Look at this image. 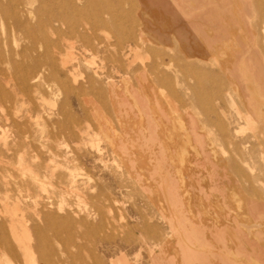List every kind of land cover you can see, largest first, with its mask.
<instances>
[{"label":"rangeland","instance_id":"1","mask_svg":"<svg viewBox=\"0 0 264 264\" xmlns=\"http://www.w3.org/2000/svg\"><path fill=\"white\" fill-rule=\"evenodd\" d=\"M0 1L8 74L16 60L30 67L32 52L22 48L43 51L19 28L20 9L60 43L51 51L58 76L43 78L50 71L42 66L28 93L7 89L0 100V236L13 248L0 242V264H42L57 254L78 264L80 250L81 264H155L166 237L192 227L241 232L250 251L256 236L264 244V76L255 79L239 59L242 44L256 50L252 34L264 56L260 26L246 29L264 0H190L206 18L147 0H79L72 49V26L52 31L54 5ZM102 8L112 13L100 17Z\"/></svg>","mask_w":264,"mask_h":264},{"label":"bare ground","instance_id":"2","mask_svg":"<svg viewBox=\"0 0 264 264\" xmlns=\"http://www.w3.org/2000/svg\"><path fill=\"white\" fill-rule=\"evenodd\" d=\"M7 1V0H6ZM40 4L42 5V3H47L49 5H54V11L53 12V21L56 22L57 24V28H53L52 27V31H55L57 33H59L61 31L62 28V24H65L67 26H72L70 28V30L68 31V33L72 35H74L76 32V29L73 26V22L71 20V17H75V16H80V12L81 9L84 8V5H80L77 3V1L79 0H39ZM86 1V0H83ZM117 1V0H116ZM152 2L155 6L159 7L160 11L163 10H167L169 12L171 11H178V13H186V14H191V15H195L196 17H200V18H206V14L204 11H202L198 4H191L190 0H147ZM1 2V1H0ZM149 3V2H148ZM1 5V3H0ZM131 5V4H130ZM1 7V6H0ZM42 6L39 5L38 7V11L41 10ZM125 10V9H124ZM123 10V11H124ZM24 11V9H23ZM22 11V9H20V11H18L17 13H15V20L19 26L20 29H22L23 31H26L27 33H29L28 35H30L32 41L34 42H40L42 44L43 47V51L39 52L36 49H34V47H24L21 49V53L24 52H32L31 55H29V60L31 61L30 67H25V65H23L24 63H22L21 61H17L14 62V67L15 70H13V72H11V74H8L7 71L5 69H3L2 67H0V100L3 98H6L10 95V93L7 91V89L11 90L14 94H18V92L20 91L21 93H28L29 88H30V80L34 79L35 81H38L41 76H42V72L40 71L42 66H45L48 71H50V73L48 72V75H44L43 74V78H55V76H58L60 73L57 71V65L55 63V61L51 58V51L54 48H59V42L58 40H53L50 39L46 36V34H44L42 31H37V25L33 24L28 18H25L24 12ZM246 11L250 12V7L246 6ZM40 12V11H39ZM102 12H107V13H112V11L110 10V8H102L100 10V12L98 13V16H102ZM158 12V11H157ZM147 14V13H146ZM159 15V13H158ZM249 16V15H248ZM102 19V18H101ZM109 19V18H108ZM122 20V19H121ZM202 21V20H201ZM103 22V20L101 21ZM112 22V21H111ZM114 22V21H113ZM112 22V23H113ZM199 23L197 21H194V23H192V25H198ZM40 25V23H39ZM215 25L218 26L220 25V22L216 20ZM3 26V25H2ZM37 26V27H36ZM43 26V25H42ZM41 26V27H42ZM261 28V32L264 36V10H261V12L256 16V20L254 25L251 24L250 22H248V24H246V29L249 32H253L254 29H257V27ZM149 27V26H148ZM154 27V26H153ZM102 29V28H101ZM113 30V29H112ZM151 30V29H150ZM10 31V30H9ZM54 32V33H55ZM88 34V33H87ZM8 35V34H7ZM11 36V33L9 34ZM110 35V34H109ZM108 35V36H109ZM131 35V34H130ZM252 43L255 44L256 46V50H251L249 49V47L246 44H242V53L239 55V59H241L242 57H244L245 59V64L248 67L250 72H253V77L256 79L258 77H260V74H262L264 76V56L262 54V51L260 49V47L258 46V43L256 42V36L255 34H252ZM80 36V34H79ZM107 37V36H106ZM140 37L142 38V32L140 33ZM61 38V37H59ZM91 39V38H90ZM82 40V39H81ZM69 44H70V48L72 49L74 47V41H73V37L72 40H68ZM4 42V40H3ZM83 43V42H82ZM185 43V42H184ZM186 44V43H185ZM129 47V46H128ZM144 47V46H143ZM137 48V47H136ZM136 50V49H135ZM119 52V51H118ZM72 54V52L70 53V55ZM116 54V53H115ZM118 54V53H117ZM123 54V53H122ZM113 55V54H112ZM146 55V54H145ZM59 57V56H58ZM114 57V56H113ZM148 57V56H146ZM124 58V57H123ZM133 58V57H132ZM91 62V61H90ZM64 64V63H63ZM154 64H156L154 62ZM231 66V65H230ZM142 67H143V62H142ZM156 68V67H155ZM233 68V67H232ZM231 67L227 66V71L228 73L232 76L237 74L236 71H234V69H232ZM50 69V70H49ZM144 69V68H143ZM46 71V69H45ZM54 73V74H51ZM240 74V73H239ZM241 75H243V72L241 73ZM72 78V77H71ZM224 78V77H223ZM48 83V82H47ZM35 87H39V83H35L34 84ZM102 90V89H101ZM11 96V95H10ZM141 99V98H139ZM221 111V110H220ZM45 115V114H44ZM88 118V117H87ZM167 118V117H166ZM40 119V118H39ZM34 121V120H33ZM149 124V122H148ZM197 124V123H196ZM1 126V125H0ZM6 128V127H5ZM82 131V130H81ZM84 132V131H83ZM77 134V133H76ZM89 135V134H88ZM110 135V134H109ZM113 135V134H111ZM110 135V136H111ZM78 136V135H77ZM113 138V136H112ZM116 138V137H114ZM4 139V138H3ZM15 142V141H14ZM82 142V141H81ZM84 144V143H83ZM12 145V144H11ZM76 145V144H75ZM81 145V144H80ZM41 146V145H40ZM9 147V146H8ZM76 147V146H75ZM98 147V146H97ZM41 148V147H40ZM45 148V147H44ZM70 148V147H69ZM80 148V147H79ZM147 148V147H146ZM50 149V148H49ZM205 149V148H204ZM35 151V150H34ZM72 151V149H71ZM70 151V152H71ZM74 151V150H73ZM50 152V151H49ZM38 154V153H37ZM72 154V153H71ZM50 155V154H49ZM52 155V154H51ZM47 156V155H46ZM53 156V155H52ZM39 157V156H38ZM37 158V157H36ZM46 158V157H45ZM233 158V157H231ZM38 160V159H37ZM239 161V160H238ZM39 162V161H38ZM41 162V161H40ZM57 165V164H56ZM57 166H55L56 168ZM58 168V167H57ZM216 168V167H215ZM120 169V168H119ZM111 170V169H110ZM56 171V170H55ZM251 171V170H250ZM252 172V171H251ZM234 174V173H233ZM236 174V173H235ZM234 174V175H235ZM226 175V174H225ZM224 180V179H223ZM236 180V179H235ZM236 183V182H235ZM59 185V184H58ZM62 186V185H61ZM165 186V185H164ZM11 187V186H10ZM167 188V187H165ZM156 189V188H155ZM164 189V188H163ZM214 189V188H213ZM12 191V190H11ZM215 191V190H214ZM255 193L253 194L254 197L252 196V198H255L256 201H259V196L261 195V192L258 193V190L255 189L254 190ZM150 192V191H148ZM147 192V193H148ZM164 193V192H163ZM162 193V194H163ZM149 194V193H148ZM172 194V193H171ZM159 195V194H158ZM160 196V195H159ZM173 196V195H172ZM163 197V196H162ZM177 198V196H174ZM159 199V198H158ZM169 199H171L169 197ZM168 199V200H169ZM178 199V198H177ZM180 200V199H179ZM171 201V200H170ZM175 201V200H174ZM172 201V202H174ZM88 202V201H87ZM143 203V202H142ZM144 204V203H143ZM173 205H176L172 203ZM253 209L255 210L257 207L262 208L260 206L257 205L256 203H253ZM138 206V205H137ZM182 206V205H181ZM175 207V206H174ZM140 208V207H139ZM134 209V208H133ZM264 209V208H262ZM143 210V209H142ZM177 210V209H176ZM179 210V209H178ZM177 210V212H178ZM257 211V210H256ZM259 211H263V210H259ZM122 212V211H121ZM120 212V213H121ZM109 213V212H108ZM110 214V213H109ZM180 215V214H179ZM184 215V214H183ZM253 215V214H252ZM260 215V214H259ZM121 216V215H120ZM256 216V215H255ZM44 218L45 220L49 223L54 222L52 219L54 218V214L50 213V212H45L44 213ZM182 218V216H181ZM253 218V216H252ZM113 219H115L113 217ZM123 219V218H122ZM139 219V218H138ZM141 219V218H140ZM139 219V220H140ZM149 219V218H148ZM124 220V219H123ZM122 220V221H123ZM118 221L120 222V220L118 219ZM134 221V220H133ZM137 221V220H136ZM148 222V221H147ZM151 222V221H149ZM186 222V221H185ZM197 223V222H196ZM119 224H124V223H119ZM121 226V225H120ZM123 226V225H122ZM135 227V226H134ZM139 227V226H138ZM144 227V226H143ZM152 227V226H151ZM201 227V226H200ZM127 228V227H126ZM125 227H123V229H126ZM186 228V227H185ZM193 228V227H192ZM35 229L36 231L42 230L41 227H39L38 225H35ZM182 229V228H181ZM203 229V228H202ZM115 230V229H114ZM120 230V228H119ZM144 230V229H143ZM180 230V229H179ZM139 231V230H138ZM141 231V230H140ZM155 231V230H154ZM188 231V229H187ZM54 232V231H53ZM106 232V231H105ZM122 232V231H121ZM131 232V231H130ZM189 232V231H188ZM133 233V232H132ZM122 234V233H121ZM121 234H118L121 236ZM134 234V233H133ZM174 234V233H173ZM176 235V234H175ZM205 235V234H204ZM177 237V236H176ZM179 237V236H178ZM204 237V236H203ZM107 239V238H106ZM7 240V236L6 234L4 236H0V242L5 243V245L7 246L8 250L10 252H13V248L12 246H9L6 242ZM83 240V239H82ZM176 240V239H175ZM184 240V239H183ZM182 240V241H183ZM203 240V239H202ZM208 241V240H207ZM193 242V241H191ZM176 243V242H175ZM192 244V243H191ZM203 244V242H202ZM83 245V244H82ZM182 245V244H181ZM193 245V244H192ZM198 245V244H197ZM208 245V243L206 244ZM177 246V245H176ZM189 247V246H188ZM193 247V246H191ZM208 247V246H207ZM214 247V246H213ZM212 247V248H213ZM178 248V247H177ZM219 248V247H218ZM81 249V248H80ZM220 250V249H219ZM24 251L27 253V249L24 247ZM158 251V250H157ZM180 251V250H179ZM185 252L187 254V256H194V257H198L196 256L195 251L185 248ZM209 252V251H207ZM67 254V253H66ZM198 254V253H197ZM86 253L82 252L80 250V252H78V254H76V259L78 261V264L83 263L86 260ZM201 255V254H200ZM211 255V253H210ZM68 256V255H67ZM172 256V255H171ZM183 256V255H182ZM181 256V257H182ZM203 256V255H202ZM206 256V255H205ZM160 257V256H159ZM212 257V256H211ZM34 258V257H33ZM169 258V256H168ZM167 258V259H168ZM183 258V257H182ZM69 258H65L60 254H57L56 257H50L47 259V261H44L42 264H55V262L57 261L58 264H64L65 262L68 261ZM193 259V258H192ZM208 259V258H207ZM157 260V259H156ZM186 260V258H185ZM189 260V259H188ZM155 261V260H154ZM161 261V260H160ZM171 261V258L168 260V262ZM197 261V260H196ZM209 261V260H208ZM162 262V261H161ZM173 262V261H171ZM170 262V263H171ZM187 262V261H186ZM158 263V261H157ZM164 263V262H163ZM167 263V262H166ZM192 263V262H190Z\"/></svg>","mask_w":264,"mask_h":264},{"label":"crops","instance_id":"3","mask_svg":"<svg viewBox=\"0 0 264 264\" xmlns=\"http://www.w3.org/2000/svg\"><path fill=\"white\" fill-rule=\"evenodd\" d=\"M226 222L227 223H225L224 221L223 226L230 227L231 222L229 220ZM234 224H238L239 227H242L244 224H246V221L238 219V221H235ZM184 230H186V232L183 231L186 235L179 236L177 234H174L166 237V239L163 241L164 247L158 252L159 254H157L158 263L156 261L155 264H262V261L264 259V244L259 241L261 240V238L258 236L255 237V249L253 251H250L248 244L250 246L253 243H247V240L243 238V234H241V232L237 235L230 236V231L227 234L226 230H223L221 232L208 228L207 230L198 229L197 231H195L194 227L193 231L188 230V232L187 229ZM207 243L208 245H206ZM172 245L174 246L172 247ZM185 248L195 251L196 256L198 257L196 258L194 256H187ZM247 255L251 256V261L247 260ZM170 258L171 261H173H170L171 263L168 262ZM116 264L136 263L129 259H125L124 257H118V259L116 260Z\"/></svg>","mask_w":264,"mask_h":264}]
</instances>
